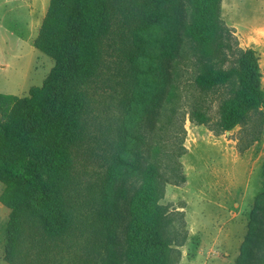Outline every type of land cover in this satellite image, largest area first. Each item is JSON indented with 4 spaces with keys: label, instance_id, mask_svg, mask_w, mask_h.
<instances>
[{
    "label": "rangeland",
    "instance_id": "1",
    "mask_svg": "<svg viewBox=\"0 0 264 264\" xmlns=\"http://www.w3.org/2000/svg\"><path fill=\"white\" fill-rule=\"evenodd\" d=\"M49 4L0 0V93L25 99L55 67L34 46ZM187 6L185 0L111 1L109 32L101 39L110 68L98 74L97 107L92 101L86 107L62 180L66 231L49 236L26 210L17 217L19 236L9 255L12 212L0 203V264H116L132 202L143 186L156 112L171 92ZM221 17L239 47L256 52L264 90V0H223ZM181 104L183 115L188 106ZM210 116L214 124L216 108ZM247 116L217 135L185 115L180 162L186 182L167 186L162 201L185 214L189 239L179 264H264V107ZM4 189L0 181V195Z\"/></svg>",
    "mask_w": 264,
    "mask_h": 264
},
{
    "label": "trees",
    "instance_id": "2",
    "mask_svg": "<svg viewBox=\"0 0 264 264\" xmlns=\"http://www.w3.org/2000/svg\"><path fill=\"white\" fill-rule=\"evenodd\" d=\"M111 1L50 0L34 46L55 67L25 99L0 93V181L5 185L0 203L12 212L9 255L19 236L17 217L26 210L49 236L66 231L62 180L73 161L86 107L91 101L97 107L98 74L103 66L110 68L101 39L109 32ZM185 1L187 21L179 60L171 67V92L156 112L143 186L132 202L129 233L116 264L181 261V248L189 239L185 214L162 201L167 186L186 182L180 162L186 153L185 115L192 124L210 125L221 135L264 107L258 56L239 47L221 17L223 0ZM181 103L188 106L183 115ZM213 108L218 113L214 124ZM135 139L143 143L142 135Z\"/></svg>",
    "mask_w": 264,
    "mask_h": 264
},
{
    "label": "crops",
    "instance_id": "3",
    "mask_svg": "<svg viewBox=\"0 0 264 264\" xmlns=\"http://www.w3.org/2000/svg\"><path fill=\"white\" fill-rule=\"evenodd\" d=\"M36 1V4H38V2H39V0H35ZM37 6V5H36ZM39 6V5H38ZM31 19V24H32V19H33V17L32 18H30ZM28 25V24H27ZM33 26V25H32ZM29 30H30V28H29ZM31 30H33V28L31 29ZM30 33H31V31H30ZM30 33H29V35L28 36H25L26 38H29L30 37ZM22 39H24L23 37H22Z\"/></svg>",
    "mask_w": 264,
    "mask_h": 264
}]
</instances>
